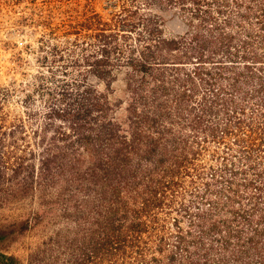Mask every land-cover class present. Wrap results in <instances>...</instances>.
<instances>
[{"label":"rangeland","instance_id":"374dc122","mask_svg":"<svg viewBox=\"0 0 264 264\" xmlns=\"http://www.w3.org/2000/svg\"><path fill=\"white\" fill-rule=\"evenodd\" d=\"M118 13L130 15L135 24L147 20L150 28L158 29V36L167 39L187 31L184 16L166 0H0V254L14 257L21 264H66L95 246L96 236L105 234L100 225L112 209L117 211L114 226H121L117 250L92 259L90 264H124L128 260L135 264L140 254L146 261L157 258V264H264L263 243L225 249L217 238L223 232L210 230L212 225L232 224L233 229L240 230L241 240L249 237L244 222L238 220L237 226L231 222L226 197L219 192L223 185L211 187L217 193L206 191L211 170L222 167L229 153L235 158L236 152L226 154L223 144L208 135L207 128H221L224 122L220 106L209 115L199 112L203 96L207 97V107L212 96H225L245 107L242 118L252 117L258 122L264 110L259 104L264 93H256L254 83L239 85L234 92H222L223 88L228 90L226 83L210 89L198 85L194 97L181 110L173 97L176 84L154 93L155 85L149 83L135 95L142 98L135 108L157 116L151 129L142 127L141 141L129 142L122 151L120 158L126 162L117 165V158L112 162L100 160L98 173L91 175L87 170L93 161L85 151H77L82 160L76 169L61 172L58 164L51 163L49 172L42 171L43 159L60 158L70 141L81 135L71 129L73 124L89 126L83 130L88 133L96 128L97 118L120 123L127 115V106L132 103L127 59L132 50L137 56L144 44L145 27L138 25L127 38L116 39L117 51L99 69L105 77H97L93 65L99 45L85 38L90 31L81 27L85 22L103 29L100 24L113 22L112 17ZM244 25L254 43L261 34L264 37L254 18ZM106 29L108 33L116 27ZM165 73L169 79L170 74ZM82 94L98 98L104 111H95L90 100L78 102ZM177 110L181 114H176ZM226 142L232 143V139ZM160 148L168 152L165 166H175V156L181 170L173 192L165 190L166 194H160L162 203L142 214L146 194L162 172L157 157ZM239 191L248 193L241 186ZM213 204H219L218 210L210 212ZM134 211L141 212L145 229L131 253L124 239ZM24 221L30 223L28 229L23 234L14 232L16 224ZM178 228L192 231L186 234L189 246H172ZM161 236L166 238L165 246L156 244Z\"/></svg>","mask_w":264,"mask_h":264},{"label":"trees","instance_id":"16d2710c","mask_svg":"<svg viewBox=\"0 0 264 264\" xmlns=\"http://www.w3.org/2000/svg\"><path fill=\"white\" fill-rule=\"evenodd\" d=\"M244 1L166 0L167 3L177 7L188 23L186 33L178 38L160 37L157 35L158 29L150 28L147 20L141 19L139 23L135 24L131 22L132 18L128 14L118 13L114 15L111 19L113 22L100 24L103 29L93 28L90 24L85 25L84 22L81 27L85 31H90L85 38L94 40L99 45L93 56V65L96 68L95 75L97 77H105L106 74L100 72L99 69L117 51L116 39L127 38L130 32L139 27L138 25L141 28L145 27L144 44L137 51V56L133 55L134 50H132L127 59V65L131 72L128 75L127 86L132 92L130 97L132 103L128 104L127 115L120 123L97 118L96 128L94 127V130L88 133L83 132V130L89 126L79 123L73 124L71 129L74 133L81 135L77 136L76 140L70 141L67 152L61 154L60 158L43 159L42 171L49 172L51 163L58 164L57 167L61 172L76 169L82 160L80 158L81 153L77 155V151H85L86 155L90 157L89 160L93 161L90 162L91 167L87 170L91 175L98 173L97 167L100 160L112 162L114 158H117L115 160L117 165L126 162L125 158H120L122 151L128 147L129 142L138 143V140L141 141L142 127L151 129V125L154 124V117L157 116V114L150 115L135 108L136 101L141 103L142 100L135 95L138 91L141 92L147 88L149 83L155 85L153 87L154 93L158 90H168V84H176L173 97L178 109L187 100L194 97L198 85L210 89L215 84L226 83L228 90L223 88L222 92L229 90L234 92L239 90V85L254 83L255 92L263 94L264 37L261 34L260 40L254 43L252 34L248 29H245L244 24L245 22L249 24L250 18H254L259 29L264 30V0ZM110 26H115L116 30L112 29L107 33L108 29L106 28ZM234 27L239 30L233 32ZM257 48L261 49V52L257 51ZM166 71L170 74L169 79L165 77ZM171 81L173 83H170ZM82 92L85 93L83 90ZM88 93L90 94L89 91ZM201 99L203 100L199 105L201 115H209L215 106H220L224 114V122L221 128L218 126L207 128L208 135L216 139L218 143L223 144L227 151L226 154L229 153L228 151L236 152V155L233 156L235 158H232L229 153V158L225 159L226 162L223 163L222 167L211 170L210 180L205 184L206 191L207 193L216 191L211 190V187L223 185L219 192H222V196L226 197L225 205L227 209H230L231 222H235V226H237L238 220L244 222L249 237L246 240H241L240 230L233 229L234 225L232 226V224H223L220 227L219 225H212L210 230L218 233L223 232V235L221 234L217 238L220 246H225V249H228V246H259V243L264 244V110L258 115V122H255L252 117L245 118L247 120L242 118V115L245 114V107H239L229 97L222 96L219 99L218 95L212 96L209 100L211 103L209 107L206 106L207 97L203 96ZM85 100L86 102L90 100V105L95 111H104L98 98H92L85 94L77 98L80 103ZM259 104L260 109H264V100H260ZM154 111L156 112L155 109ZM181 112L177 110L175 113L181 114ZM67 114L69 118L73 117L70 112ZM104 115L101 118H104ZM197 121L196 124L200 123V117H197ZM227 139H232V143H227ZM172 150L174 151V149ZM148 155L150 153L147 152ZM166 156H168V152L164 153L163 148H160L157 157H159L162 166L159 168L162 169V172L160 179L154 184V188L146 194L142 214L148 213L154 205L162 203L160 194H166L165 190L168 192V189L176 185V176L181 170V163H178L174 156L172 163L174 162L175 166L171 167L170 164L169 167H166ZM229 159L231 160L228 162ZM72 173L73 176L77 175L74 174V171ZM40 178H42L41 174ZM240 186L245 193H248L240 192ZM171 190L173 192V189ZM233 203H237L238 208L234 209ZM209 207L210 205H208ZM218 207L219 204H213L208 210L210 212L217 211ZM81 208H85L84 204ZM124 210L127 212V209ZM116 212L112 209L106 212V221L100 225L105 234L101 237L96 236L95 246H89L87 252L84 251V254L81 253L75 259L70 258L66 264H90L92 259H101L105 255L110 256L115 252L113 250H117L115 247L120 242L121 226L120 229L114 226L113 216L116 215ZM142 214L140 211H134V219L128 225L125 233L127 235L124 241L128 243L127 246L131 253L134 252L133 248L141 240V235L145 229V222H140ZM255 217L257 218L256 224L253 223ZM29 224L27 221L16 224L14 232L23 234L28 229ZM191 232L190 230L182 232L178 228L177 232L173 236L171 235L172 246H176L178 249L180 246H189L186 234L191 235ZM149 238L150 236H147L145 240L148 242ZM165 239L164 236H161L156 244L165 246ZM243 252L244 249L240 251V253ZM138 258L135 264H157L158 262L157 258L146 261L143 254H140ZM173 258L172 256L171 259L173 260ZM0 264L21 263L14 257L0 254ZM29 264H34V261H30ZM124 264L133 263H129L128 260Z\"/></svg>","mask_w":264,"mask_h":264}]
</instances>
